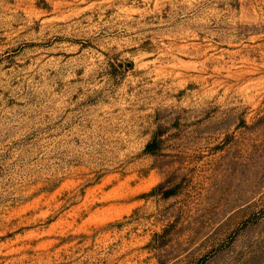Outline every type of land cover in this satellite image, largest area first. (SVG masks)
Wrapping results in <instances>:
<instances>
[{"label": "rangeland", "instance_id": "obj_1", "mask_svg": "<svg viewBox=\"0 0 264 264\" xmlns=\"http://www.w3.org/2000/svg\"><path fill=\"white\" fill-rule=\"evenodd\" d=\"M0 264H264V0H0Z\"/></svg>", "mask_w": 264, "mask_h": 264}]
</instances>
